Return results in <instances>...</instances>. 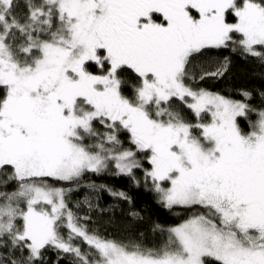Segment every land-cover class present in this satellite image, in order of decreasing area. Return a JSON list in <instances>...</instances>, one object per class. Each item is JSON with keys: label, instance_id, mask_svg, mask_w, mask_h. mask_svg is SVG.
Instances as JSON below:
<instances>
[{"label": "snow or ice", "instance_id": "6c2138e0", "mask_svg": "<svg viewBox=\"0 0 264 264\" xmlns=\"http://www.w3.org/2000/svg\"><path fill=\"white\" fill-rule=\"evenodd\" d=\"M223 49L264 65V0H0V264H264V108L195 86ZM110 166L203 211L159 245L109 238L55 182Z\"/></svg>", "mask_w": 264, "mask_h": 264}, {"label": "trees", "instance_id": "16d2710c", "mask_svg": "<svg viewBox=\"0 0 264 264\" xmlns=\"http://www.w3.org/2000/svg\"><path fill=\"white\" fill-rule=\"evenodd\" d=\"M213 52L219 53L220 59L227 56L231 60L229 71L218 79L197 81L195 86L234 100L243 99L242 91H251L252 98L246 102L258 109L264 108V97L260 95V92H264V65L252 58L244 59L230 49L213 50ZM174 107L189 119H195L193 113L182 102L176 101ZM244 126L242 121V127ZM121 139L125 140L126 147L129 146L130 142L126 139V135H122ZM115 171V168L110 166L107 171L100 174L86 173L79 186L75 183L55 182L56 187L73 189L67 196L69 207L80 217L90 216L89 227L109 238L125 241L136 239L142 240L148 246L159 245L166 239L168 228L183 223L197 210L203 211L197 207L169 209L160 202L157 193L152 189L151 182L147 184L143 182L142 170H137L136 174V178L141 181L139 186L134 184L130 177L116 175ZM92 184L96 185L95 189L89 187ZM101 185L114 191L126 192L131 197V203L111 196L105 189L99 187ZM86 198L94 205L91 210L84 202ZM131 212L138 213V217L131 216ZM160 229L164 231L161 232ZM82 247L87 249L85 244H82ZM71 259L70 256H65L60 264H70ZM55 260V254L49 252L47 264H54Z\"/></svg>", "mask_w": 264, "mask_h": 264}, {"label": "rangeland", "instance_id": "374dc122", "mask_svg": "<svg viewBox=\"0 0 264 264\" xmlns=\"http://www.w3.org/2000/svg\"><path fill=\"white\" fill-rule=\"evenodd\" d=\"M112 167H114V166H112ZM175 207H182V206H175Z\"/></svg>", "mask_w": 264, "mask_h": 264}]
</instances>
